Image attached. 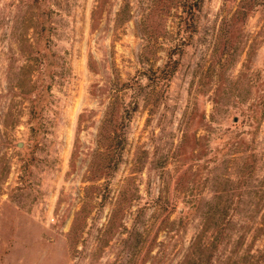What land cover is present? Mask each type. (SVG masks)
<instances>
[{
  "label": "rangeland",
  "instance_id": "374dc122",
  "mask_svg": "<svg viewBox=\"0 0 264 264\" xmlns=\"http://www.w3.org/2000/svg\"><path fill=\"white\" fill-rule=\"evenodd\" d=\"M0 0V264H264V0Z\"/></svg>",
  "mask_w": 264,
  "mask_h": 264
},
{
  "label": "trees",
  "instance_id": "16d2710c",
  "mask_svg": "<svg viewBox=\"0 0 264 264\" xmlns=\"http://www.w3.org/2000/svg\"><path fill=\"white\" fill-rule=\"evenodd\" d=\"M193 1L194 2L192 3V6H191V3L188 5L189 11H192V12H193L194 5L198 4L197 0H193Z\"/></svg>",
  "mask_w": 264,
  "mask_h": 264
}]
</instances>
